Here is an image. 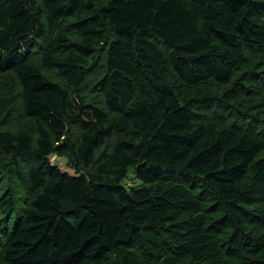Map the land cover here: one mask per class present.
<instances>
[{
  "label": "trees",
  "instance_id": "obj_1",
  "mask_svg": "<svg viewBox=\"0 0 264 264\" xmlns=\"http://www.w3.org/2000/svg\"><path fill=\"white\" fill-rule=\"evenodd\" d=\"M0 76V264H264V0H0Z\"/></svg>",
  "mask_w": 264,
  "mask_h": 264
},
{
  "label": "rangeland",
  "instance_id": "obj_2",
  "mask_svg": "<svg viewBox=\"0 0 264 264\" xmlns=\"http://www.w3.org/2000/svg\"><path fill=\"white\" fill-rule=\"evenodd\" d=\"M3 76H0V81L3 80ZM5 79V78H4ZM14 83V82H13ZM15 85V84H13ZM3 96V92H1V97ZM0 97V98H1ZM8 105V104H7ZM9 119H11V123L7 124L5 123V127L6 128H11V129H22V128H25L27 126V123H24L23 119H18V115H12V116H9L8 119L6 120L9 121ZM3 168L0 167V199L3 198L5 196V194H7L9 191L10 188H12V184L15 183L16 181L13 182V178H14V175L12 173V171H8V170H2ZM5 217L0 214V220L4 219ZM13 221V220H12ZM15 221V219H14ZM13 221V223H14Z\"/></svg>",
  "mask_w": 264,
  "mask_h": 264
},
{
  "label": "water",
  "instance_id": "obj_3",
  "mask_svg": "<svg viewBox=\"0 0 264 264\" xmlns=\"http://www.w3.org/2000/svg\"><path fill=\"white\" fill-rule=\"evenodd\" d=\"M69 158L66 156H54L52 159V166L58 167L63 173H69L72 176H76V170L69 166Z\"/></svg>",
  "mask_w": 264,
  "mask_h": 264
}]
</instances>
